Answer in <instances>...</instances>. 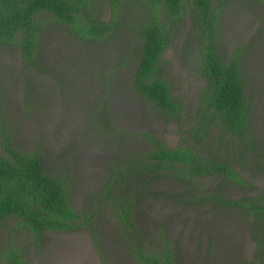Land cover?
<instances>
[{"label": "rangeland", "instance_id": "374dc122", "mask_svg": "<svg viewBox=\"0 0 264 264\" xmlns=\"http://www.w3.org/2000/svg\"><path fill=\"white\" fill-rule=\"evenodd\" d=\"M89 4L87 13L99 21L112 19L108 0ZM147 11L142 2L124 3L115 14L119 24L102 40L80 37L65 24L50 21L38 38V66L22 59L17 42L0 43V116L12 144L39 152L46 172L69 178L70 201L88 219L75 228L36 236L7 218L0 224L3 260L13 249L22 264H135L133 245L167 244L174 264H264L257 253L264 255V217L255 231L246 208L203 200L214 193L243 200L264 190V0H227L218 21L222 57L240 53L251 106V142L246 146L236 137H220L215 121L197 145L200 153L224 157L238 176L215 172L191 180L175 174L154 178L141 192L149 193L133 202L131 219L137 227L132 230L117 219L112 198L102 194L107 181L119 186L123 167L145 150L150 137L169 147L187 145V114L175 120L132 86L137 30ZM197 35L186 14L162 57L171 96L192 109L205 87L198 70ZM98 107L106 114L104 122ZM133 178L129 173L122 186L135 187L137 193L142 176ZM255 232L260 233V247Z\"/></svg>", "mask_w": 264, "mask_h": 264}, {"label": "trees", "instance_id": "16d2710c", "mask_svg": "<svg viewBox=\"0 0 264 264\" xmlns=\"http://www.w3.org/2000/svg\"><path fill=\"white\" fill-rule=\"evenodd\" d=\"M128 1L142 2L148 9L137 30L138 42L134 51L136 66L131 79L134 90L150 104L168 111L175 120L183 112L189 118L188 129L185 130L188 137L184 140L186 146L169 147L159 139L150 137L145 150L139 151L140 155L135 158L131 156L133 162L129 161L126 167L120 163L123 169L117 180L119 186H113L110 181L103 186L105 193L102 194L112 198L117 219L123 222L126 229L132 230L137 227L131 219L135 209L133 202L140 201L149 193L141 192L154 178L175 174L181 179L191 180L215 172H221L228 178L238 176L218 153H200L197 150V145L206 138L215 121L219 123L220 137H236L246 146L251 142V106L244 91L240 53L236 51L224 58L217 48L220 10L227 0H108L113 17L107 22H101L87 13L91 12L90 0H0V43L7 45L17 42L22 59L38 66L40 63L35 59L38 38L50 21L65 24L68 30L80 37L102 40L119 24V17H115L119 13L116 11ZM186 14L198 34V70L205 80V87L197 99L198 105L193 109L171 96L162 63L174 27ZM98 109L99 117H104L100 120L106 121V114L103 116L102 108ZM4 122L5 118L0 116V224L7 218H13L19 228L39 236L45 230L62 232L79 226V220H88L81 218L82 214L70 201L66 184L69 178L56 172H46L39 152L22 150L13 145L11 131ZM107 126L112 127L109 120ZM117 169L118 166L111 173V178L115 179ZM129 173H134V178L142 176L137 193H134L135 187L126 189L122 186ZM203 200L246 208L252 216L253 230L264 217V190L243 200L228 199L215 193L205 194ZM17 226L15 230L19 229ZM255 234L260 247L261 241L257 238L260 233ZM137 235L140 239V234ZM8 253L5 260L0 257V264H22L16 250L11 249ZM257 253L263 259V252L258 250ZM131 254L135 264L175 263V254L167 244H151L148 247L133 245Z\"/></svg>", "mask_w": 264, "mask_h": 264}]
</instances>
